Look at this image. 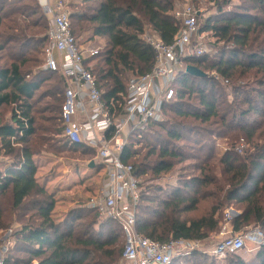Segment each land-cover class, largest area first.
<instances>
[{"label":"trees","instance_id":"obj_1","mask_svg":"<svg viewBox=\"0 0 264 264\" xmlns=\"http://www.w3.org/2000/svg\"><path fill=\"white\" fill-rule=\"evenodd\" d=\"M177 1L70 0L76 39L106 42L89 61L96 68H89L109 107L123 102L132 77L153 68L145 26L166 44L179 34ZM213 8L199 34H211L216 53L187 57L184 64L217 77L180 71L163 121L132 134L122 155L142 181L137 231L161 243L207 241L219 233L227 206L238 212L231 222L235 235L252 226L264 233V0H214ZM48 31L38 0H0V232H11L3 264H120L121 226L80 206L56 222L55 194L37 178L34 158L56 136L61 151L95 155L63 137L64 80L44 70ZM218 140L228 145L220 158ZM241 141L248 147L239 153ZM175 174L176 183H160ZM203 202L209 209L196 215ZM225 258V264H247L232 254ZM217 259L195 252L172 264ZM248 264H264V246Z\"/></svg>","mask_w":264,"mask_h":264},{"label":"built area","instance_id":"obj_2","mask_svg":"<svg viewBox=\"0 0 264 264\" xmlns=\"http://www.w3.org/2000/svg\"><path fill=\"white\" fill-rule=\"evenodd\" d=\"M38 1L49 21L44 70L58 73L65 84L63 137L71 145L95 152L93 162L103 172V180L86 208L121 226L125 245L120 264H172L175 259L195 252L223 259L243 250L244 237L235 235L230 227L235 218L233 211L227 213L220 232L205 242L177 239L161 243L141 235L137 231V215L142 181L135 175L134 167L122 160L132 134L163 121V107L175 97L173 85L179 69H185L184 60L205 54L204 46L193 45L199 36L200 13L189 5L175 10L182 28L171 44L156 34L142 36L154 51L153 68L147 74L132 77L123 102L109 107L89 68V61L102 49L76 39L68 0ZM212 75L217 77L215 72ZM207 242L211 245L206 249ZM0 262L3 264L2 259Z\"/></svg>","mask_w":264,"mask_h":264},{"label":"rangeland","instance_id":"obj_3","mask_svg":"<svg viewBox=\"0 0 264 264\" xmlns=\"http://www.w3.org/2000/svg\"><path fill=\"white\" fill-rule=\"evenodd\" d=\"M69 2L70 0H68V4ZM185 5L194 7L200 13L198 18L200 29L203 28L205 19L211 16L215 11V9L213 8L214 0H178L176 2V9L182 8ZM74 9L75 8H72L73 11ZM145 31L147 34H154L148 26H145ZM80 42L86 43V38L80 39ZM92 43L95 46L100 47L103 51L106 48V42L102 38H96ZM193 45L194 47L204 46L206 48V52L204 55L214 56L217 51V49L214 48V46L216 45V40L211 36L210 33H200L198 39H195L193 41ZM89 65H91V67H94L95 69L97 66V62H90ZM207 74L212 75V72H208ZM9 115L10 113L6 115V119H8ZM61 141V138L59 136H56L53 140H51L50 145L46 143L44 149L48 150H44L43 153L39 155L40 159L37 162L39 170L38 178L40 179V183L42 185L45 183L48 184L47 188L49 189V192H55L57 194L55 195V197L58 201L57 203L59 204V207L56 208L54 216L56 222L63 221L67 214L63 213V207L65 205L67 206L68 203L67 201L63 203L62 197H68V201L74 197L75 200L73 201L74 205L72 207L80 206L81 208L88 211L86 208V203L91 196L95 195L97 189L101 185L100 178L97 176L96 172L94 170L89 169V165H87V162L91 159L92 155L89 154L87 156H84L82 154V151H61L60 148L61 145H63V142ZM240 147L244 148L241 149ZM247 147L248 146H246L245 142L241 141L237 145V151H244ZM83 150H87V147ZM227 150L228 145L226 140H218L216 144L217 156L219 158L222 157ZM177 171H179V173L181 174L180 168ZM182 173H185V171H182ZM177 175L178 174H175V177L173 175H167L166 178L163 179V181H160V183H162L163 185L165 182L167 183V181L176 183ZM74 181L79 182L75 185V187H73ZM69 185H71L70 189L68 188L70 187ZM71 189L72 191H70ZM209 205V202L201 203L196 215L205 214L209 209ZM232 211L238 213L234 206H227V208L225 209V213H223L220 230L221 227L225 224L227 213L233 214ZM61 212L64 215L58 214ZM187 217H191V215H188ZM230 227L233 229L232 224H230ZM98 229L99 228L96 225L95 231H99ZM10 235V231L0 232V241L3 243V247H0V259H4V255L6 253L4 248L8 249V247H10L7 244V239ZM236 235L242 236L245 239V247L242 251L243 257H255L260 252L261 248L264 246V233H261L260 230H258L256 227H249L243 233ZM210 245L211 242H207L205 244V248H209ZM115 247L117 248V251L119 253L122 251V249L124 248V240L122 237H120V242Z\"/></svg>","mask_w":264,"mask_h":264},{"label":"crops","instance_id":"obj_4","mask_svg":"<svg viewBox=\"0 0 264 264\" xmlns=\"http://www.w3.org/2000/svg\"><path fill=\"white\" fill-rule=\"evenodd\" d=\"M94 40H92V41H86L87 43H91V42H93ZM186 67V66H185ZM180 71H182V69H179ZM40 156H35V158H34V160H35V163H36V165H37V162L39 161V158ZM94 159V158H93ZM93 159L91 160H89L88 162H87V165H89V169H91V170H94L95 172H96V174H97V176L100 178V181L102 182V180H103V172L99 169V168H97V167H95V168H90V164L93 162ZM38 167V166H37ZM38 173H39V170H38ZM38 173H37V178H38ZM38 180H39V183H40V179L38 178ZM77 183H79V182H77V181H74V183H73V187H75V185L77 184ZM41 184V183H40ZM42 185V184H41ZM47 185L48 184H43L42 186H44L48 191H49V189L47 188ZM70 187H68L69 189L71 188V185H69ZM68 189V190H69ZM67 190V191H68ZM70 191H72V189L70 190ZM51 193V192H50ZM52 194H55V195H57L55 192L53 193L52 192ZM63 196H66V195H63ZM67 198L68 197H62V200H63V203L65 202V201H67V206L65 205H63L64 207H63V213L65 214V213H67L68 212V210L69 209H71L72 208V206L74 205V203H73V201L75 200V198L73 197L71 200H67ZM72 201V202H71ZM62 203V204H63ZM57 207H59V204L57 203V206H56V208ZM55 212H56V209H55ZM55 212H54V214H53V217L55 216ZM62 212L61 213H58V214H60V215H64ZM8 238V237H7ZM7 244L10 246L11 245V243H9V242H7ZM4 250H5V252L7 251V249L6 248H4ZM235 256H237V257H239L238 255H236L235 254ZM245 256V255H244ZM257 256V255H256ZM255 256V257H256ZM254 256H249V257H243V255H242V257H239L242 261H244L245 263H250L251 261H253L254 260V258H255ZM2 260H3V258H2ZM225 261H226V258H223V259H218L217 260V264H225Z\"/></svg>","mask_w":264,"mask_h":264},{"label":"water","instance_id":"obj_5","mask_svg":"<svg viewBox=\"0 0 264 264\" xmlns=\"http://www.w3.org/2000/svg\"><path fill=\"white\" fill-rule=\"evenodd\" d=\"M186 73L189 74V75H192L194 77L206 78L208 76L207 73L199 70L198 68H196L194 66H190V65L186 66ZM95 167H96L95 163L92 162L90 164V168H95ZM237 216H238V213H235V217H237ZM242 251L243 250L239 251L238 253H236V255H238L239 257H242V255H243ZM0 264H1V262H0Z\"/></svg>","mask_w":264,"mask_h":264}]
</instances>
